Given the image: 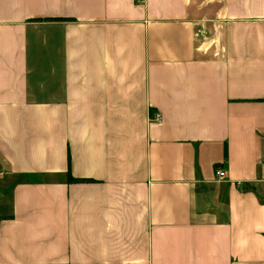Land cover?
<instances>
[{"label":"crops","instance_id":"obj_1","mask_svg":"<svg viewBox=\"0 0 264 264\" xmlns=\"http://www.w3.org/2000/svg\"><path fill=\"white\" fill-rule=\"evenodd\" d=\"M0 264H264V0H0Z\"/></svg>","mask_w":264,"mask_h":264},{"label":"built area","instance_id":"obj_2","mask_svg":"<svg viewBox=\"0 0 264 264\" xmlns=\"http://www.w3.org/2000/svg\"><path fill=\"white\" fill-rule=\"evenodd\" d=\"M215 174H216V177H218L219 179H224L226 177L225 172H223L222 170H218Z\"/></svg>","mask_w":264,"mask_h":264},{"label":"trees","instance_id":"obj_3","mask_svg":"<svg viewBox=\"0 0 264 264\" xmlns=\"http://www.w3.org/2000/svg\"><path fill=\"white\" fill-rule=\"evenodd\" d=\"M53 20H55V19H53ZM49 21H52V19H50Z\"/></svg>","mask_w":264,"mask_h":264}]
</instances>
